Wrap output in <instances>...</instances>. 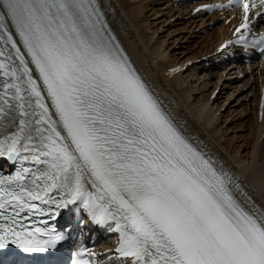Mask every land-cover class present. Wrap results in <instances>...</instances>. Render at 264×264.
Returning <instances> with one entry per match:
<instances>
[{
	"label": "snow or ice",
	"instance_id": "snow-or-ice-1",
	"mask_svg": "<svg viewBox=\"0 0 264 264\" xmlns=\"http://www.w3.org/2000/svg\"><path fill=\"white\" fill-rule=\"evenodd\" d=\"M258 8L236 31L264 55L242 33ZM0 42V157L20 162L0 177V249H57L68 236L26 222L74 205L126 264H264V206L165 114L98 0H0Z\"/></svg>",
	"mask_w": 264,
	"mask_h": 264
},
{
	"label": "bare ground",
	"instance_id": "bare-ground-1",
	"mask_svg": "<svg viewBox=\"0 0 264 264\" xmlns=\"http://www.w3.org/2000/svg\"><path fill=\"white\" fill-rule=\"evenodd\" d=\"M101 1L105 6V10L111 24L117 30L122 42L134 56L137 63L140 66L151 68V72L153 75L152 87L157 94L159 101L162 103V105L166 106L168 110L175 116L177 125L181 129H183L188 134V136H190L193 145L196 146L199 150L203 151L212 160L216 161L218 166L232 169V174L234 171H236V168H239V170L244 175H246L248 178H252L251 172L255 170L257 172V176L255 179L252 178V181L256 187V193L264 201V130L262 132L263 137L260 141H258L257 138L261 134L258 132L259 128L257 126L255 110L251 108L250 112L252 114V121L250 123L252 149L253 145H255L253 149L254 152L251 153L250 156L249 152H243L244 154H241L239 149L242 147V145L235 146L233 148L228 145L229 143L227 142L229 141L225 142L223 140L225 138L224 135L228 130V127L223 130L221 124L222 122H228V117L231 114V111L235 112L236 109L239 108V106L237 105L242 106L234 114L230 115L231 121L232 119L234 120V118L236 117L239 118V116L246 113L245 110L247 105L241 104V102L240 104H237V102H239L245 96V94H242L240 86H238V83L235 81L236 76H229L226 78V80H223L216 100L213 102L211 109L209 111H206V117H208V119L207 123L205 124L204 120H202L199 115L206 109L203 106L199 105L198 100L206 99L208 97V95L216 88L217 84L219 83V78L221 77V75H223V73H211L212 77H214V74H216L217 76V81L212 82L210 81L212 80L210 75H206L205 73L200 75L201 71H199V67L195 68L197 69V71L189 68L186 74L181 75L176 73L164 72L165 68L163 67V65L174 62L177 63V58L179 61H184L193 57H200L201 51L199 50L195 53L194 51L192 52V49L189 48L190 50H186L191 51V53L184 52L185 54H183L181 50V52H178V56H175L176 53H171V55L168 54L170 51L167 53L168 47L165 46L166 50L163 48V45H165L164 39L152 42L153 33L147 30L148 28L144 25L145 22L141 14L145 8H148V6L150 5L154 6L155 3L161 2L162 0ZM150 9H152V7ZM178 9L184 11V9L182 8ZM171 10L177 9L173 8ZM171 10L166 12V14L170 12V16L168 15L169 18L175 13ZM165 19L167 20V18ZM190 20V23H196L195 21ZM161 26H163L162 23ZM172 32H175V30L170 31L168 34L171 35ZM208 37L210 38L208 39L210 40V48L215 42H217V35L213 34L212 37ZM175 40L176 39L174 38L173 41ZM171 47L172 46L170 45V48ZM207 50L208 49H205V53ZM152 59H155V62L153 64ZM229 74H231V72ZM205 77H207L208 81L205 79ZM201 78L205 79L206 81L204 82V80H202L204 83L197 84V81L201 80ZM210 85H212V90L210 89ZM243 85L244 84L241 83V86ZM230 87L232 91L231 89H229ZM209 89L211 91H209ZM228 90L231 91L229 97H227L228 99L223 102L220 101L219 99L222 98L220 96L221 92ZM235 92L239 93L232 99V96ZM216 101H220L219 107L226 105L224 110H227V115L222 122L220 116H216V114L214 113L219 108L217 105L218 102ZM233 107L238 108L232 109ZM241 119H238L240 120L237 124L239 126H242L243 124ZM231 121H229L228 123L232 124ZM261 128H263V126H261ZM246 156L248 158V162H245ZM238 180L240 181L239 178ZM258 187H260L261 189H258ZM253 193L254 191L250 193V197L255 200L256 198ZM261 206H264V204H261Z\"/></svg>",
	"mask_w": 264,
	"mask_h": 264
},
{
	"label": "rangeland",
	"instance_id": "rangeland-1",
	"mask_svg": "<svg viewBox=\"0 0 264 264\" xmlns=\"http://www.w3.org/2000/svg\"><path fill=\"white\" fill-rule=\"evenodd\" d=\"M151 7H152V9H150ZM177 10H176L177 12L174 10V12H175L174 14H176L178 12H179L178 14H181L182 13V10L181 9L180 10L177 9ZM158 11H160V12H158ZM167 11H168V9H167V4L166 3H161L160 5H157L155 3L154 6L153 5H150V6H148V8H145L142 11L141 16H142V18H143V20L145 22L144 25L147 26V28H148L147 30L149 32L153 33V37H152L153 40H152V42L153 41L155 42V41H159L161 39H164L165 40V42H164L165 45H163V48L165 49V46L168 47L167 48L168 49L167 50V53L170 51L168 53L170 55H171V53H173V54L176 53L175 56H178V52H181V50H182L183 54H185V53H191V51L192 52L194 51L196 53V52H198L200 50L201 51L200 54L201 55H204L205 54V49H209L210 40H208V39H210V38L208 36L207 37L205 36L206 38H201V37L197 36L198 35V31H196V29H192L194 27V26L192 27L193 24H190V22L187 21V20H176V21H174V23H171V25H166V23H167L166 21H169L168 19L171 18V17L170 18L168 17V15L170 16V12L166 14ZM165 18H167V20ZM190 21H192V20H190ZM161 23H162L163 26H161ZM188 29H192V31H189L188 32ZM172 30L173 31L175 30V32H172V34L169 35L168 33L170 31H172ZM191 32H194V33H191ZM173 33H174V35H173ZM173 37L176 39L175 41H173L174 40ZM170 45L172 46L171 48H170ZM189 48L192 49V50L191 51H187V50H190ZM174 60H175V58H174ZM170 61H171V57H170ZM178 61L179 60L177 58V62ZM187 72H188V70H187ZM187 72H185L184 74H186ZM204 73L205 72H202L201 71V74L200 75H202ZM205 74L206 75H210V77L212 79L210 81H212V82H216L217 81V80H215L216 74H214V77H212L211 74H209V73H205ZM205 79L208 81L207 77H205ZM205 79H202L201 78V80H198L197 81V84L198 83L199 84L204 83L206 81ZM202 80H204V82ZM203 89H205V88H203ZM210 89L212 90V85H210ZM210 89H209V91H211ZM229 89H231V87ZM231 91H232V89H231ZM231 91L228 93L227 97H229V94L231 93ZM238 93L239 92H235L233 94V96H232V99L235 96H237ZM195 94H197V93H195ZM220 96L222 97V95H220ZM227 99L228 98H226L225 100L223 99L221 101L223 102V101H226ZM216 102H218V101H216ZM219 102L217 104L218 107L220 106V103ZM237 106H239V108L242 107L241 105H237ZM234 108H238V107H233L232 109H234ZM238 109H236V111ZM224 111H225V113L222 115L223 117H222L221 122L224 121V119L226 118V115H227V110H224ZM235 112L234 111L233 112L231 111V114L230 115L234 114ZM230 115L228 117L229 118L228 122L231 121V116ZM241 116H243V114ZM241 116H239V118H237V117L234 118V120L232 119V121H231L232 124L231 123L229 124L228 122L227 123L222 122L221 125H222V129L223 130H225L228 127V130L225 132V135H224L225 138L223 140L225 142L229 141V142H227V143H229L228 145L231 146V147H233V148L235 146L242 145V147L239 149V151L241 152V154L243 155L244 153H248L249 152V156H250V154L254 152V150H253L254 149V146H253V149H252V142H251V138L252 137H250L251 136V134H250L251 133L250 123L252 121V118H251L252 116H251L250 113H248V115H245L243 118ZM238 119H241L242 120V122H243L242 126L237 125L238 122L240 121ZM228 124H229V126H228ZM231 144H233L234 146L231 145ZM238 155H240V154H238ZM245 158H246L245 159V162H248L247 156ZM250 159H251V157H250Z\"/></svg>",
	"mask_w": 264,
	"mask_h": 264
}]
</instances>
